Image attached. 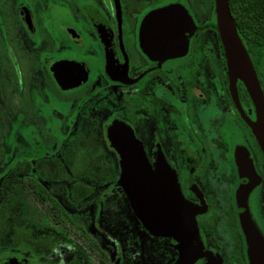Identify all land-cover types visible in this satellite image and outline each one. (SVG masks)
Here are the masks:
<instances>
[{"label":"flooded vegetation","instance_id":"af4514ba","mask_svg":"<svg viewBox=\"0 0 264 264\" xmlns=\"http://www.w3.org/2000/svg\"><path fill=\"white\" fill-rule=\"evenodd\" d=\"M244 6L229 12L264 96V13ZM255 120L215 0H0V264L178 262L117 184L114 123L195 212L201 250L184 264H264Z\"/></svg>","mask_w":264,"mask_h":264},{"label":"water","instance_id":"95a60500","mask_svg":"<svg viewBox=\"0 0 264 264\" xmlns=\"http://www.w3.org/2000/svg\"><path fill=\"white\" fill-rule=\"evenodd\" d=\"M215 1L217 29L227 58L229 75L234 80L242 81L255 108L256 120L249 126L264 157V96L231 18L228 0ZM161 14L166 20L165 25L170 27L167 31H172L171 27L175 24L173 10L166 9ZM166 49L173 50L171 46ZM107 135L119 155L121 173L117 184L122 188L134 215L150 233L171 237L177 242L180 257L176 264L194 261L201 250L195 212L183 198L172 168L165 160H156L152 167L141 144L124 124L114 123L108 128Z\"/></svg>","mask_w":264,"mask_h":264},{"label":"trees","instance_id":"16d2710c","mask_svg":"<svg viewBox=\"0 0 264 264\" xmlns=\"http://www.w3.org/2000/svg\"><path fill=\"white\" fill-rule=\"evenodd\" d=\"M242 1L245 4V9L249 10H258L261 13H264V0H228V5L231 11H234L235 19L237 20L238 10L241 7ZM263 45V44H262ZM262 45H260L262 47Z\"/></svg>","mask_w":264,"mask_h":264}]
</instances>
